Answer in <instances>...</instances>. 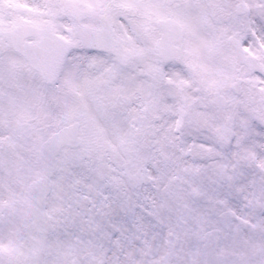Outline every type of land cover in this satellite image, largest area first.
I'll list each match as a JSON object with an SVG mask.
<instances>
[{
    "label": "snow or ice",
    "instance_id": "snow-or-ice-1",
    "mask_svg": "<svg viewBox=\"0 0 264 264\" xmlns=\"http://www.w3.org/2000/svg\"><path fill=\"white\" fill-rule=\"evenodd\" d=\"M0 264H264V0H0Z\"/></svg>",
    "mask_w": 264,
    "mask_h": 264
}]
</instances>
